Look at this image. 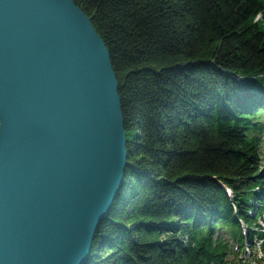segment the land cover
<instances>
[{
    "label": "trees",
    "instance_id": "trees-1",
    "mask_svg": "<svg viewBox=\"0 0 264 264\" xmlns=\"http://www.w3.org/2000/svg\"><path fill=\"white\" fill-rule=\"evenodd\" d=\"M74 1L110 50L129 154L84 264L264 257V0Z\"/></svg>",
    "mask_w": 264,
    "mask_h": 264
},
{
    "label": "water",
    "instance_id": "water-1",
    "mask_svg": "<svg viewBox=\"0 0 264 264\" xmlns=\"http://www.w3.org/2000/svg\"><path fill=\"white\" fill-rule=\"evenodd\" d=\"M127 142L92 17L74 0H0V264H84Z\"/></svg>",
    "mask_w": 264,
    "mask_h": 264
},
{
    "label": "rangeland",
    "instance_id": "rangeland-1",
    "mask_svg": "<svg viewBox=\"0 0 264 264\" xmlns=\"http://www.w3.org/2000/svg\"><path fill=\"white\" fill-rule=\"evenodd\" d=\"M261 223L263 224L262 221ZM244 230H247L248 232L247 227H244ZM262 256L263 253L259 247H257L256 249H250L249 247H247L246 253L239 252L237 258L235 256H231L229 259L231 261H235L237 264H264V257Z\"/></svg>",
    "mask_w": 264,
    "mask_h": 264
}]
</instances>
